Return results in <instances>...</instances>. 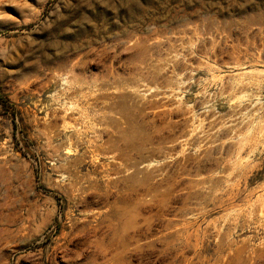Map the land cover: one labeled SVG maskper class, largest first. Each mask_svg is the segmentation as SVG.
<instances>
[{
    "label": "rangeland",
    "instance_id": "374dc122",
    "mask_svg": "<svg viewBox=\"0 0 264 264\" xmlns=\"http://www.w3.org/2000/svg\"><path fill=\"white\" fill-rule=\"evenodd\" d=\"M0 264H264V0H0Z\"/></svg>",
    "mask_w": 264,
    "mask_h": 264
},
{
    "label": "trees",
    "instance_id": "16d2710c",
    "mask_svg": "<svg viewBox=\"0 0 264 264\" xmlns=\"http://www.w3.org/2000/svg\"><path fill=\"white\" fill-rule=\"evenodd\" d=\"M0 101H4L6 103H11L10 100L8 98L4 97V96L0 97Z\"/></svg>",
    "mask_w": 264,
    "mask_h": 264
}]
</instances>
